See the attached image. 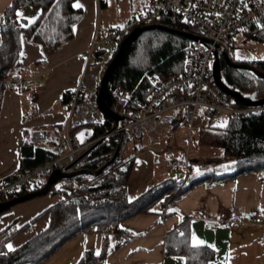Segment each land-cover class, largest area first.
I'll list each match as a JSON object with an SVG mask.
<instances>
[{
	"label": "crops",
	"instance_id": "1",
	"mask_svg": "<svg viewBox=\"0 0 264 264\" xmlns=\"http://www.w3.org/2000/svg\"><path fill=\"white\" fill-rule=\"evenodd\" d=\"M12 1L0 0V25L2 15ZM101 1L102 5L99 0L73 2V8L82 13L73 26V37L49 56H44L38 45L21 36L20 67L0 82L3 86L0 98V180L21 172L24 143L41 147L55 154L64 164H69L78 156L80 148L90 142L92 129L89 125H79L78 119H69V106L62 102V98L64 93H72L78 85L96 28L110 29L125 23L116 24L103 18L108 10V0ZM147 3L148 0H144L141 4L143 9ZM74 4L80 7H74ZM17 12L22 13V17H18ZM39 13L38 8L27 4L18 6L15 11L16 18L23 25L33 23ZM109 50L102 54V58ZM28 78L32 81V88L25 90L21 82ZM172 114L156 118L152 125H140L135 133L141 149L135 155L126 184L130 200L167 177L176 179L177 174L180 178L183 176L169 167V161L189 160L191 141L185 148L176 142L172 144L169 147L171 156L163 166L157 164L158 152L168 147L167 138L173 137L181 128L191 132L197 127L189 130L182 122L175 128L173 123L165 120ZM73 128L75 130L70 135ZM36 131L45 132V141L32 140ZM161 135L166 139H161ZM80 162L72 169H77ZM58 199L56 195L47 194L17 204L0 214V230L12 223L16 228L28 224L26 230L7 243L8 252L48 227L49 216L44 211ZM254 215L256 220L252 221ZM263 219L264 172L242 174L211 186L196 185L167 208L165 216L154 212L124 220L119 229L123 234H129L128 238L122 233L117 237L112 232L83 231L65 242L42 264H76L88 251L96 257L93 264H186L184 255L166 253L165 250L166 244H173L170 235L181 226L187 232L189 246L194 247L192 241L195 236L204 242L196 247L212 251L213 258L206 264H264V244L260 240L264 234ZM176 235H181L180 230ZM8 245L12 246L11 249Z\"/></svg>",
	"mask_w": 264,
	"mask_h": 264
},
{
	"label": "trees",
	"instance_id": "2",
	"mask_svg": "<svg viewBox=\"0 0 264 264\" xmlns=\"http://www.w3.org/2000/svg\"><path fill=\"white\" fill-rule=\"evenodd\" d=\"M75 1H12L4 11L0 25V82L20 67L22 35L38 45L44 56L53 54L72 39L73 26L82 14L81 10L73 8ZM102 2L99 0L100 5ZM22 4L39 9V16L33 23L23 25L16 18V8ZM158 21L179 31H194L192 27L181 21L180 16L171 12L161 16ZM241 31L245 41L264 44V16ZM120 42L108 57L106 65L115 56ZM187 45V39L169 32L143 33L125 50L109 79L105 94L107 107L111 108L114 104L112 92L116 87L123 88L131 98L144 100L151 91L148 76L156 75L166 80L181 74ZM232 50L233 44L227 54L230 61L235 62ZM237 63L247 64L257 72L264 73V59L243 60ZM221 74L232 90L239 91L245 96L256 92L257 99L264 97V79H259L254 73L231 68L222 62ZM2 90L3 86L0 85V98ZM70 95L71 93H64L62 98V102L67 106ZM95 95L97 96V91L94 93V100ZM237 105L242 104L237 102ZM186 110L188 108L177 109L165 120L173 123L175 128L180 127ZM196 115L200 118V123L192 138L193 143L190 147L192 153L188 149L191 156L188 160L190 170L186 181L167 177L152 184L141 195L130 200L126 193V184L133 168L135 155L141 149L140 144H133L130 154L126 152L127 150L120 152L113 163L99 174L79 175L53 185L48 194L56 195L59 199L44 211L49 216L48 227L14 251L6 250L7 243L19 232L26 230L28 224L16 228L12 223L0 230V264H42L65 242L83 231L107 233L106 229L110 228L113 234L120 237L123 234L119 229L121 222L138 214L154 212L163 214L165 207L168 208L196 185L211 186L233 180L242 174L264 172V115L244 119H217L213 112L206 108L197 109ZM213 119L222 122L220 125H211ZM113 124V121L106 117L102 123L89 124L92 129L90 141H97L100 137L109 134ZM74 130L75 128L70 131V135ZM134 136L125 137L122 149L129 141L135 139ZM117 142L118 136L115 133L103 138L82 158L78 168L89 172L99 169L111 158ZM22 151L21 172L44 165L57 157L31 144L24 143ZM191 168H195L196 172L190 174ZM52 171L51 167L42 171L41 187ZM183 228L181 226L170 235L173 244L171 246L166 244V253L184 255L186 264H206L213 258L212 251L205 247L189 246L188 235ZM179 230L181 235L177 236ZM95 261L94 254L88 251L76 264H93Z\"/></svg>",
	"mask_w": 264,
	"mask_h": 264
},
{
	"label": "built area",
	"instance_id": "3",
	"mask_svg": "<svg viewBox=\"0 0 264 264\" xmlns=\"http://www.w3.org/2000/svg\"><path fill=\"white\" fill-rule=\"evenodd\" d=\"M170 12L180 16L183 23L194 29L193 32H187L195 39L188 40L183 72L166 80L156 75L148 76L151 91L144 100L131 98L123 88L116 87L112 92L114 104L110 109L121 120L118 125L113 124L109 134L100 138L115 133L124 141L125 137L134 136L140 125H152L156 118L180 108H188L183 113L182 121L189 130L199 123L200 118L196 115L199 108L212 111L217 119H244L264 115V104L238 106L237 101L224 93L212 77L213 63L223 62V56L229 52L237 33L264 16V0H148L145 9L123 25L103 30L96 28L85 55L78 85L70 95L69 119L75 118L87 124L97 120L101 123L104 121L105 116L98 110L96 102L91 101V95L99 88L106 69L102 54L109 47L116 46L122 37H126L137 27L152 24L169 27L158 19ZM222 81L226 84L223 78ZM21 87L30 90L31 79L23 80ZM45 139L43 131H36L32 135L34 142ZM93 142L83 145L78 156L91 147ZM66 165L56 157L12 178L3 177L0 180V203L41 187L40 174L46 168L64 171ZM169 167L183 174L181 178L177 174V180H187L190 170L187 158L172 159ZM166 211L167 207L164 208L163 215ZM251 220L255 221L256 215ZM106 232L110 233L111 229L107 228ZM123 236L128 238L129 234L124 233ZM260 240L264 244V234Z\"/></svg>",
	"mask_w": 264,
	"mask_h": 264
},
{
	"label": "water",
	"instance_id": "4",
	"mask_svg": "<svg viewBox=\"0 0 264 264\" xmlns=\"http://www.w3.org/2000/svg\"><path fill=\"white\" fill-rule=\"evenodd\" d=\"M149 31H164V32H169V33L178 35V36L183 37L187 40H194L195 39V37L191 33L179 31V30L169 28V27H165V26H162L159 24L144 25L141 27H137L134 30H132L131 33H129L126 37H124L122 39V41L119 44V47L117 49L115 56L113 57V59L110 61V63L107 65V67L105 69V72H104L103 77L100 81L97 96H96V105H97L98 110L106 118L111 119L115 126L118 125V122L121 120V118L116 113H114L110 108H108L106 103H105V94L107 91L109 79H110L113 71L115 70L120 58L124 54L125 50L130 45H132L143 33L149 32ZM223 62H225L231 68L247 70V71H250V72L254 73L255 75L261 77L262 79H264V73L257 72L256 70H254L251 66H249L247 64L230 61L228 54H224ZM212 77H213L214 82L217 84V86L224 93H226L227 95L234 98L240 104L245 105V106H254V105L264 104V97L257 99L256 98V96H257L256 92H254L250 96H245L241 92L236 91V90H232L228 85H226L222 81L221 65L218 61H215L213 63ZM102 139L103 138H100L98 140V142L102 141ZM98 142L96 141V143L94 145H92L86 151H84L82 154H80L71 163L67 164L64 171L59 170V169H54L49 174V176L47 177L45 183L39 189L33 190L31 192H28V193H24L22 195L16 196L12 199H9L5 202L0 203V214L9 210L11 207H13L17 204L24 203V202H27L29 200L40 198V197L47 195L50 191V188L60 181L70 179V178H73V177H76L79 175L91 176V175H96V174H99L100 172H102L109 165H111L113 163V161L116 159V157L119 155L120 149H121L122 144H123L122 137H120V136L118 137L117 146H116V149H115L113 155L111 156V158L105 164H103L101 167H99V169H97L93 172H89V171H86L84 169L72 170L74 165L77 164L83 157H85L93 148H95L96 145L98 144Z\"/></svg>",
	"mask_w": 264,
	"mask_h": 264
},
{
	"label": "rangeland",
	"instance_id": "5",
	"mask_svg": "<svg viewBox=\"0 0 264 264\" xmlns=\"http://www.w3.org/2000/svg\"><path fill=\"white\" fill-rule=\"evenodd\" d=\"M104 1H106V0H104ZM107 3H108V10L105 13V15L103 16V18H105L106 20L112 21L116 24H123L129 18L137 16L140 12H142L145 9V8L143 9V7L141 6V4L144 3V0H123V1L108 0ZM99 15L102 19L101 12ZM241 32L242 31H239L233 40L232 55L235 58V62H241L243 60L253 61V60L264 59V44L259 43V42H255V41H245L244 38L242 37ZM115 48H116V46L109 47L110 50L108 51L106 56L103 55V64L105 67H107L106 61L108 59V56L115 50ZM257 77L259 79H262L259 76H257ZM91 101L96 102V99L94 100V94L91 97ZM221 122L222 121H220V120L213 119L211 122V125H220ZM97 123H101L100 120H97V122H90L88 124L85 121L84 122L79 121V125H85V124L89 125V124H97ZM165 130H167V129H165ZM164 133H161V134H164ZM192 134L194 137L195 130L189 132L188 130L181 128L178 132L175 133V135L173 137L167 138L168 147H166L164 150H161L158 152L160 156L157 155L158 156V159H157L158 163L157 164L158 165L161 164L163 166L165 160L171 156V151L169 150V147L172 144H174L175 142L178 143L180 146H183V148H185L184 146L186 144H188L189 141H191V142L193 141ZM134 137H133V139H134ZM159 137H161V139H166L164 137V135H161ZM137 139H138V137L136 136V138L134 140H131L128 142L126 147H124L123 149L121 147L120 152H124L125 150H127L126 152L128 154H130L133 150V148H132L133 144H135V145L141 144V143L137 142ZM191 142H190V144L192 145ZM93 143L95 144L96 142L94 141ZM190 151L192 153V149ZM177 154H179V152H177ZM81 161H82V159H81ZM79 164H81V162ZM79 166L80 165H78V167ZM78 167H77V169H74V170H79ZM195 172L196 171L194 169L193 171H191L190 174H193ZM65 185H67V183Z\"/></svg>",
	"mask_w": 264,
	"mask_h": 264
},
{
	"label": "snow or ice",
	"instance_id": "6",
	"mask_svg": "<svg viewBox=\"0 0 264 264\" xmlns=\"http://www.w3.org/2000/svg\"><path fill=\"white\" fill-rule=\"evenodd\" d=\"M74 7H80V5L79 4H74ZM17 16L18 17H22V13L17 12ZM221 126H223V125H221ZM192 243H193V246L196 247V246L202 245L204 242L201 241V240H198L195 236H193ZM8 247L11 249L12 246L8 245Z\"/></svg>",
	"mask_w": 264,
	"mask_h": 264
},
{
	"label": "flooded vegetation",
	"instance_id": "7",
	"mask_svg": "<svg viewBox=\"0 0 264 264\" xmlns=\"http://www.w3.org/2000/svg\"><path fill=\"white\" fill-rule=\"evenodd\" d=\"M221 65V64H220Z\"/></svg>",
	"mask_w": 264,
	"mask_h": 264
}]
</instances>
